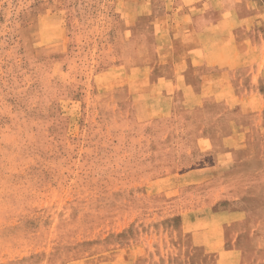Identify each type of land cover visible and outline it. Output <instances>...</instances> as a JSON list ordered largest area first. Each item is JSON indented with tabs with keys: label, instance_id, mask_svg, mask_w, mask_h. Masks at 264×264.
Instances as JSON below:
<instances>
[{
	"label": "rangeland",
	"instance_id": "rangeland-1",
	"mask_svg": "<svg viewBox=\"0 0 264 264\" xmlns=\"http://www.w3.org/2000/svg\"><path fill=\"white\" fill-rule=\"evenodd\" d=\"M210 7L264 16V0H0V264H264V127L225 160L165 89L167 28Z\"/></svg>",
	"mask_w": 264,
	"mask_h": 264
},
{
	"label": "crops",
	"instance_id": "crops-1",
	"mask_svg": "<svg viewBox=\"0 0 264 264\" xmlns=\"http://www.w3.org/2000/svg\"><path fill=\"white\" fill-rule=\"evenodd\" d=\"M188 16L187 24L172 23L167 28L165 62L171 65L170 73L164 74L167 97L172 104L175 96H183L186 107L182 111L200 116L203 135L197 143H204V151L215 143L227 144L222 157L231 161L232 152L242 148L249 136L255 140L254 133L263 132L264 16L242 13L235 7H210ZM219 106L224 109L221 113ZM258 111L260 117L252 118V112ZM197 157L205 159L210 154L198 153ZM217 214L219 218L225 215ZM227 215L231 222L248 217L235 210Z\"/></svg>",
	"mask_w": 264,
	"mask_h": 264
}]
</instances>
